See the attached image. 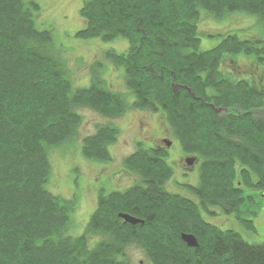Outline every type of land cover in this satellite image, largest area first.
<instances>
[{
    "label": "trees",
    "instance_id": "trees-1",
    "mask_svg": "<svg viewBox=\"0 0 264 264\" xmlns=\"http://www.w3.org/2000/svg\"><path fill=\"white\" fill-rule=\"evenodd\" d=\"M40 12L35 0H0V264H130V246L151 264H264V243H249L202 215L217 208L256 230L264 197V86L262 77L237 76L222 63L227 56L264 60V0H83L76 38L128 43L122 52H104L122 69L126 93L107 86L100 63L92 65L88 86L73 88ZM236 13L256 18L259 38L232 31L202 50L200 16ZM84 107L107 119L132 109L162 115L182 151L196 159L197 180L182 184L187 195L166 188L173 176L168 153L139 143L122 163L136 182L102 190L74 236L76 201L49 190L50 153L78 137ZM119 134L111 122L96 125L81 139L82 155L110 162ZM119 214L143 223L130 225ZM183 233L198 246L189 247Z\"/></svg>",
    "mask_w": 264,
    "mask_h": 264
},
{
    "label": "rangeland",
    "instance_id": "rangeland-1",
    "mask_svg": "<svg viewBox=\"0 0 264 264\" xmlns=\"http://www.w3.org/2000/svg\"><path fill=\"white\" fill-rule=\"evenodd\" d=\"M35 1L41 8L38 22L44 25L42 27L52 29L54 40L70 73L73 88L88 86L92 65L100 63L103 67L101 76L107 86L115 92L126 93L122 69H117L104 60V52L110 48L122 52L128 46L127 41L121 38L108 42L100 39L76 38V32L84 25L79 14L83 0ZM256 22L255 17L245 14L236 13L221 20L202 14L197 27L206 36L201 41L200 48L205 50L214 46L219 41L216 35H224L232 31H237L240 38L258 39L257 32L261 33V30ZM214 35L216 38H208ZM246 57L257 61L258 65L242 56L236 59L227 56L222 65L224 69L233 71L240 77L253 78L255 81L262 77L261 85L264 86V60H256L255 56ZM78 113L82 118L78 137L72 143L54 149L50 153L52 173L49 182V190L52 193L66 199L75 198L76 209L72 228L74 236L83 232L90 215L96 208L98 194L102 190L106 193L112 190L122 191L136 182L137 177L127 171L122 163L136 150L139 143L145 147H159L165 145L164 141L171 142L166 158L173 169V176L166 184L169 191L187 195L182 188V182L186 179L189 182L197 180V164H194L196 162L194 161L191 170L185 169V157L188 155L182 151L162 115L132 109L118 118L107 119L86 107L78 109ZM108 122L116 125L120 131L116 142L109 147L112 160L104 162L85 158L81 152V139L92 134L96 125ZM184 172L188 175L183 177ZM263 199L264 197L258 199L259 210L253 218L255 231L245 229L234 215L222 214L217 208H211L210 213L203 212L202 215L204 219L221 229H233L239 232L249 243L261 244L264 243V206L261 201ZM212 211H215V214H212ZM96 239L97 237H90V244ZM126 256L130 264H151L143 251L136 246L128 247Z\"/></svg>",
    "mask_w": 264,
    "mask_h": 264
},
{
    "label": "water",
    "instance_id": "water-1",
    "mask_svg": "<svg viewBox=\"0 0 264 264\" xmlns=\"http://www.w3.org/2000/svg\"><path fill=\"white\" fill-rule=\"evenodd\" d=\"M165 144L167 146L170 145L169 141H165ZM187 164L188 165H192L195 161V158H188L187 160ZM119 217L122 218L124 220L125 223H128L130 225H136L138 223H143L142 220H139L133 216H130L128 214H119ZM182 240L189 246V247H197L198 246V242L197 239L194 235L192 234H188V233H183L181 235Z\"/></svg>",
    "mask_w": 264,
    "mask_h": 264
},
{
    "label": "flooded vegetation",
    "instance_id": "flooded-vegetation-1",
    "mask_svg": "<svg viewBox=\"0 0 264 264\" xmlns=\"http://www.w3.org/2000/svg\"><path fill=\"white\" fill-rule=\"evenodd\" d=\"M165 140V139H164ZM165 142V141H164ZM170 146H171V144L169 145V146H167L166 144L164 145V146H159L158 148L159 149H163L164 151H166L167 153H168V150L170 149ZM189 158V156H187V157H185V160H187ZM196 162V161H195ZM194 164H196V163H194ZM194 164H192V165H188L187 164V161H186V166H184L185 167V169H187V171L188 170H191L192 169V166L194 165ZM183 174V177L184 176H186V175H188V173L187 172H184V173H182ZM184 185H191V182H189L187 179L184 181V182H182ZM181 183V184H182ZM212 212H215V211H212Z\"/></svg>",
    "mask_w": 264,
    "mask_h": 264
}]
</instances>
